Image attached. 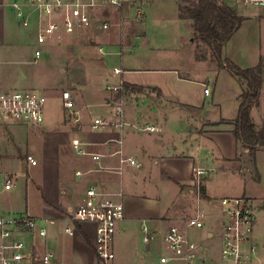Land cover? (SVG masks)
I'll use <instances>...</instances> for the list:
<instances>
[{
  "label": "crops",
  "instance_id": "crops-1",
  "mask_svg": "<svg viewBox=\"0 0 264 264\" xmlns=\"http://www.w3.org/2000/svg\"><path fill=\"white\" fill-rule=\"evenodd\" d=\"M84 1L87 2L88 0ZM127 2L129 5L120 8L98 7L101 11L92 17L93 24L95 25L98 21L102 23L101 25L107 23L111 27L109 20L114 13L120 14L122 25L126 20L131 23L136 22V17L138 19L136 13L140 11V8H137V2H130V0ZM174 2L177 5V11L175 13L172 11V17L166 18L168 14L165 13V17L158 19V21L163 23L176 22L180 26L187 27L189 35L194 36L196 33L193 21L179 17L181 0H174ZM14 4L15 0H0V57L11 56V61L15 63L16 61L12 59L14 57L19 59L23 42H29L33 39L31 33L35 35L34 42L37 44L38 24L34 19L30 26L24 27L17 16ZM245 10L247 9L245 8ZM239 16L245 20L224 46L223 53L225 58L241 69H251L259 64L261 58H264L261 52V26L264 21V13H247ZM256 26L259 28L258 30L255 28ZM100 27L102 26H99V29H101ZM146 37V33L136 35L137 40H145ZM91 38L90 41L96 45L97 37ZM75 44H79V41ZM81 44L83 43L81 42ZM37 50L42 51L39 46L35 48L33 63L38 62L35 61ZM219 69L228 72L224 68ZM120 71L123 78L126 71ZM233 78L240 87L239 91H234L237 100V115L231 119H221L219 122H211L204 118L194 121L196 124L191 126L189 130L192 140L203 137L213 146L212 153L208 151L207 154L199 153L195 149L196 158L177 155L174 148H169L162 141L163 137L159 135L153 137L160 130L154 123L150 126L157 129L155 132L136 130L137 124L131 123L127 119L126 113L124 120L127 125L124 128L93 131L91 128L93 122L89 124L83 117L85 106H78L74 116L61 109L62 114L59 119H53L48 112H45L44 124L37 127L38 135H33L34 139L38 141V145L24 154H22L18 142L10 141L12 135L17 139L19 138L22 127L11 126L8 129L0 127V166L2 169L6 168L3 164L5 160L23 158L26 154H31L36 159H45L42 171L45 173L47 170L48 173V177L43 178L40 187H38L39 191L37 192L40 199L38 209L33 208V206L29 208V203L26 201L25 209L21 210L19 208L21 200L17 187L14 185V191L13 189L6 191L0 180V216H18L27 213L46 220L48 236L44 239L43 250L52 251V264H58L60 252L67 256L70 255L79 264H98L92 245L96 234L95 226L92 224L76 225L73 236L65 231L68 226H72L67 215L83 204L87 190L94 187L100 193L122 202L125 206L124 219L118 224L115 240L116 260L120 264H126L129 257H133L137 253L145 261L146 257L138 249L139 243L146 247L147 252H150L153 243L163 241L162 235L170 226L184 225L183 222L187 218L197 216L202 218L205 226L201 230L186 229L188 237L200 245L204 254L213 256L217 263H220L221 244L218 237L220 228L219 225H215V219L213 221L215 202L225 198L243 196L252 199L254 203L259 199L248 194L246 189L218 192L213 190L211 185L212 176L218 169H224L230 164H239L240 167L237 171L245 174L247 167H254L248 150L233 135L235 129L233 122L238 116L241 103L239 97L246 88V85L238 78ZM123 83L134 85L125 81ZM202 84L203 86L206 85L205 83ZM263 90L264 87L261 91ZM0 91L2 90L0 89ZM104 101L105 105L111 103L107 95L104 97ZM96 106L102 115L106 114L102 101ZM258 107L259 105L254 108ZM96 118L107 117L95 116ZM112 119L118 120L117 117ZM263 123L264 121L260 124L255 123V125L260 128ZM70 134L76 137H68ZM146 136L153 139L152 146L143 141ZM74 140L83 144L84 154L75 151V156L68 152L67 147L69 145L72 147ZM157 143L159 144L157 145ZM224 147H230V150H226ZM262 153L264 154V148L258 150L256 161ZM95 156H99L100 159L96 160ZM127 159L135 160L139 166L122 162V160ZM215 166L218 168H214ZM26 168L28 171L27 166ZM195 169L206 171L203 185L205 198L198 195L194 188L193 172ZM159 182L166 184V192L168 187L172 191L168 206H165L164 203L162 205L164 191L161 193L160 187L156 185ZM262 199L264 200V197L260 198L261 201ZM263 207L264 205L261 204L256 206V210L259 208L258 211H255L256 216L258 215L257 212L264 209ZM256 225L257 219L253 234V242L256 244L257 250L252 258V264H256L255 261L259 262L260 260L255 235ZM51 226L57 232H50L51 228L49 227ZM144 227L148 228L151 236H154L150 243L144 242L146 235L143 231ZM59 231L61 232L58 233ZM156 233L162 235H155ZM162 256H171V254ZM172 262L186 264L178 260Z\"/></svg>",
  "mask_w": 264,
  "mask_h": 264
},
{
  "label": "rangeland",
  "instance_id": "rangeland-1",
  "mask_svg": "<svg viewBox=\"0 0 264 264\" xmlns=\"http://www.w3.org/2000/svg\"><path fill=\"white\" fill-rule=\"evenodd\" d=\"M127 1L123 3V6L129 5ZM130 2H137V8L139 7L142 11V19L138 20L136 17L137 21L133 23L126 20L122 25L120 14L114 13L109 20L111 27L108 30H103L102 27L99 29L102 23L97 21L99 24L94 25L92 21L90 28L69 34L63 25H60L50 43L44 45L36 44L35 35L31 33L33 39L23 42L19 59L15 57L12 59L19 63L12 62L11 56L0 57V89L42 92L48 99L46 112L53 119H59L62 114L61 93L69 91L75 102L74 112L78 106H85L83 117L89 124L94 121L95 116L112 119L116 103L123 102L126 117L131 123L137 124L136 130L147 132L145 128L154 123L160 130L153 137L157 135L163 137L162 141L169 148H174L177 155L196 158L195 149L203 154H207L208 151L212 153L213 146L205 138L192 140L189 133L190 127L196 124L194 121L199 118L219 122L221 119L235 117L237 100L234 91H239V84L229 71L228 73L219 69L211 50L196 34L189 35L187 27L180 26L176 22L158 21L165 17V13L168 14L166 18H170L172 11L174 13L177 11L174 0H130ZM181 4L188 6L182 0ZM225 6L238 16L261 12L254 9L245 10L237 2H229ZM99 9L93 8L89 11L91 18L101 11ZM138 13L139 11L136 16ZM255 28L259 29L257 26ZM141 33H146L147 39L137 40L136 35ZM261 33V52L264 56V21ZM91 37H97L96 45L90 41ZM58 39H62L61 44H58ZM78 41L79 44L76 45ZM37 45L42 49V56L37 63H33ZM197 55L206 56V58L198 60ZM113 70L126 72L122 78V72L120 75H114ZM123 81L134 84L130 86L136 88L126 90L123 87L126 84L120 83ZM202 83L206 85L203 86ZM112 86L116 89H110ZM204 87L209 90L207 96H205ZM106 95L111 101L107 105L104 101ZM101 101L106 109L105 116L96 106ZM251 116L256 124L264 121V90L260 94L259 107L252 110ZM13 126L22 127L18 139L14 135L10 136V141L15 140L20 144L22 154L37 147L38 141L34 139V136L38 135L36 130L40 126L31 124ZM68 137L76 136L70 134ZM75 141L77 140L72 142V147L69 145L67 148L69 153L76 156L73 148ZM143 141L151 146L154 142L149 136L144 137ZM224 148L230 150V147ZM23 158L5 160L3 164L6 168L3 170L8 173L7 175L12 174L13 183L17 191L19 190L21 200L19 208L25 209L26 201H28L29 208L33 206L38 209L40 201L38 187L43 178L48 177L47 170L45 173L42 171L45 159L38 158V165L29 166L28 171L24 173ZM239 167V164H230L224 169L216 170L211 179L213 190L231 192L246 189L248 194L259 198L256 201L258 204L255 205L263 206L264 200L261 201L260 198L264 197V154L257 157L256 168L247 167L245 174L237 171ZM51 170L54 169L51 168ZM257 173L260 177L259 182L255 179ZM157 180L159 181L158 177ZM156 185L160 187L161 193L164 191L162 205L164 203L168 206L172 191L167 186L166 192L164 182ZM214 206L213 221L215 219V225H218L221 218L220 206L217 202ZM258 210L259 208L255 211ZM257 213L255 235L260 260L255 263L264 264V209ZM49 228H51L50 232H57L52 226ZM28 245L42 253L44 239L35 235L28 238ZM138 247L140 253L146 257L145 261L137 253L129 257L126 264H160L159 258L162 255L171 254L165 241L153 243L150 252H147L146 247L141 243ZM58 264L79 263L70 255L60 252ZM113 264H120V262L115 259Z\"/></svg>",
  "mask_w": 264,
  "mask_h": 264
},
{
  "label": "built area",
  "instance_id": "built-area-1",
  "mask_svg": "<svg viewBox=\"0 0 264 264\" xmlns=\"http://www.w3.org/2000/svg\"><path fill=\"white\" fill-rule=\"evenodd\" d=\"M127 0H15L14 7L17 16L24 27L30 26L33 18L38 24L37 43L49 44L52 37L63 25L67 33L73 34L90 28L92 18L90 10L100 6L120 8ZM218 4L225 5L229 2H237L246 9L259 10L264 13V0H215ZM142 18V11L138 13V19ZM110 28L104 23L103 30ZM58 44L62 39H58ZM42 56V51L35 52V61ZM114 75H120V70H113ZM111 74V73H110ZM113 75V76H114ZM123 83V82H120ZM110 89H116L115 86ZM205 95L209 90L205 88ZM61 106L71 116L75 114V102L69 91H63L60 96ZM48 99L42 92L36 90H8L0 91V127L7 129L13 125H42L45 121V112ZM124 103L118 102L113 108V118H96L91 126L93 131L106 129H122L127 124L124 120ZM76 121L77 118H76ZM148 132H155L153 126L145 128ZM83 144L75 141L73 148L77 153L84 154ZM99 160V156H95ZM133 166H139L133 159L122 160ZM23 163L29 166H37V159L26 154ZM0 166V180L3 188L10 191L14 187L12 174L7 175ZM79 174V173H78ZM206 171L195 169L193 172V185L201 196V188L204 185ZM220 206L221 218L218 221L220 231L221 262L217 263L211 255L204 254L200 245L192 241L186 229L201 230L205 224L201 217H189L183 224L172 225L162 235L167 243L171 256L160 257V264H169L172 261H183L186 264H252V258L257 246L253 242L255 228L254 201L248 197L225 198L217 201ZM68 226L65 231L73 236L76 225L92 224L96 234L93 242V250L98 264H113L116 259L115 240L118 224L124 219V205L122 202L112 199L100 193L96 188L87 190L82 205L69 212ZM184 226V227H183ZM47 221L29 214L18 216H0V264H52L53 253L47 249L35 250L28 245V238L35 235L46 239L48 236ZM144 242L150 243L154 236L144 227ZM27 239V240H26Z\"/></svg>",
  "mask_w": 264,
  "mask_h": 264
},
{
  "label": "trees",
  "instance_id": "trees-1",
  "mask_svg": "<svg viewBox=\"0 0 264 264\" xmlns=\"http://www.w3.org/2000/svg\"><path fill=\"white\" fill-rule=\"evenodd\" d=\"M188 6L180 4V19H189L194 23L197 37L209 47L212 57L219 68L228 70L234 77L246 85L239 97L241 103L238 116L233 122L235 129L233 135L243 147L248 150L256 168V155L260 148H264V123L258 128L251 116L254 107L259 105L260 94L264 84V58L251 69H241L224 57V46L238 31L244 22L243 17L237 16L225 5L218 4L215 0H182ZM198 60L206 56L197 55ZM126 90L136 87L126 84ZM161 93V92H160ZM256 180L260 177L256 174ZM204 187L201 188V196L205 198Z\"/></svg>",
  "mask_w": 264,
  "mask_h": 264
},
{
  "label": "water",
  "instance_id": "water-1",
  "mask_svg": "<svg viewBox=\"0 0 264 264\" xmlns=\"http://www.w3.org/2000/svg\"><path fill=\"white\" fill-rule=\"evenodd\" d=\"M263 80H264V76H263ZM22 169H23V172L24 173L27 171V168H26V164L25 163H22Z\"/></svg>",
  "mask_w": 264,
  "mask_h": 264
}]
</instances>
